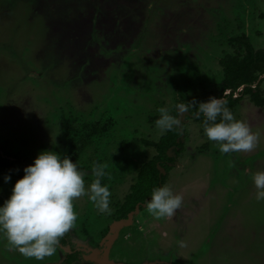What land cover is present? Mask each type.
Wrapping results in <instances>:
<instances>
[{"label": "rangeland", "instance_id": "1", "mask_svg": "<svg viewBox=\"0 0 264 264\" xmlns=\"http://www.w3.org/2000/svg\"><path fill=\"white\" fill-rule=\"evenodd\" d=\"M240 31L264 49V0H0V150L28 164L41 150L70 160L77 152L74 162L89 173L102 164L111 208L105 215L87 196L75 198L74 226L42 260L0 233V264H56L57 249L63 257L73 244L97 251L101 263L87 264H102L101 238L114 220V203L154 152L141 139L161 134L157 109L171 113L180 102L223 99L229 89L220 93L216 85L218 59L236 53L229 42ZM241 92L239 86L232 93L239 94L232 114L256 134L255 147L221 153L200 117L175 110L182 148L167 149L174 160L166 162L164 184L182 196L181 206L156 219L143 205L119 230L106 260L264 264V199H255L251 180L264 170V104ZM258 94L264 97V79ZM72 142L78 149L71 152ZM83 179L87 188L93 177ZM14 181L0 166V203Z\"/></svg>", "mask_w": 264, "mask_h": 264}, {"label": "clouds", "instance_id": "2", "mask_svg": "<svg viewBox=\"0 0 264 264\" xmlns=\"http://www.w3.org/2000/svg\"><path fill=\"white\" fill-rule=\"evenodd\" d=\"M226 105L227 101L221 97L210 96L205 101L177 103L175 110L183 113L194 108L197 118L202 114L204 135L216 142L219 152L252 150L256 145V134L246 122L235 119ZM157 111L155 126L160 133L180 124L167 107H160ZM22 172L23 175L12 183L7 198L0 203V233L25 256L42 260L56 251L59 238L76 221L75 198L87 196L97 212L111 213L109 187L101 183V178L106 175L102 164L93 165L89 173L78 168L66 155L41 150L30 164L22 168ZM85 175L93 177L87 188L83 179ZM9 179L8 174L3 176L5 183ZM251 180L256 189L255 199H264V170L252 172ZM181 203L179 193L168 184H160L153 186L144 206L154 218L160 219L171 217Z\"/></svg>", "mask_w": 264, "mask_h": 264}, {"label": "trees", "instance_id": "3", "mask_svg": "<svg viewBox=\"0 0 264 264\" xmlns=\"http://www.w3.org/2000/svg\"><path fill=\"white\" fill-rule=\"evenodd\" d=\"M231 45L235 46L236 53H226L218 59V64L221 67L222 73L220 80L217 82V86L220 89V93H223L225 89H229V92L223 94V100L227 101V107L232 112L234 106L239 100V94L232 96L235 89L242 85V92L249 96L251 103L257 106H263L264 97L259 96L258 86L264 79V49L253 48L246 33L240 31L239 34L234 35L230 38ZM242 51L243 53H240ZM264 107V106H263ZM189 111L194 114L195 109L190 108ZM172 115H175V110L172 109ZM197 120V116L193 115ZM107 118V117H105ZM203 119L202 114L200 115V122ZM219 119V117H218ZM89 125V124H88ZM87 124H83V128L88 127ZM99 127L94 126L91 130L92 133H99ZM183 132L179 127H174L172 130L161 133L157 140L141 139L145 146L152 147L154 152L150 157L144 158L140 162L135 170V175L128 185L127 192L122 198L114 203L113 219L123 218L126 214L132 210L136 203H142L149 198L150 192L153 186H159L164 184L168 170L173 158L167 154V149L170 146H175L174 153L178 154L180 148H182V140L179 138L180 133ZM72 142L69 144L71 152L78 149ZM77 152L72 156V161H76L75 157ZM28 165L16 156L8 155L3 149L0 150V166L5 168L11 176L16 180L23 175L22 168ZM157 165L161 166L164 170L162 173ZM169 168V169H168ZM142 205L139 206V210ZM64 237H60L58 241H63Z\"/></svg>", "mask_w": 264, "mask_h": 264}, {"label": "water", "instance_id": "4", "mask_svg": "<svg viewBox=\"0 0 264 264\" xmlns=\"http://www.w3.org/2000/svg\"><path fill=\"white\" fill-rule=\"evenodd\" d=\"M241 87H242V85H241ZM186 114L191 115L188 112H186ZM179 125H178V127H179ZM180 136H181V134L179 135L178 138H176V141L179 140ZM174 149H175V146H173V145L168 148V150L172 151L173 153H174ZM157 167L160 169L161 172H163V168L161 166L157 165ZM140 205H144V203H136L134 208L132 210H130L126 214L125 217L114 219V220H112L109 223L108 230H107L106 234L101 239V242L103 244V247H102L103 252L100 255V259L102 260L103 263H105V264H123V263H120V262L111 261L109 259L106 260V254H107V251H108V247L113 242V239L117 236L118 230L120 228H122L123 226L128 225V224L131 223L132 218L135 215V213L139 210V206ZM96 252L97 251L95 249H90V255H88L87 258L96 259V260L98 259L99 260V258H95Z\"/></svg>", "mask_w": 264, "mask_h": 264}, {"label": "flooded vegetation", "instance_id": "5", "mask_svg": "<svg viewBox=\"0 0 264 264\" xmlns=\"http://www.w3.org/2000/svg\"><path fill=\"white\" fill-rule=\"evenodd\" d=\"M171 157L174 160V155ZM163 172H164V170H163ZM131 223H132V221H131ZM107 230H108V226H107ZM107 230H106V232H107ZM106 232L104 233V235L106 234ZM63 237H64V235H63ZM63 242H65V238H64ZM61 243H62V241H61ZM73 245H72L71 249H69L67 252L64 253L63 257H61L60 252L57 249V252H58V259L57 260L58 261H56V264H87L86 262H88V261H91V263H97L95 260L89 259L84 255V253L90 254V249L88 251H86V247L80 249V248L74 247ZM74 253H76V254L79 253V254L77 256H75ZM107 253H108V251H107ZM74 257H76V258H74ZM106 257H107V254H106ZM98 261H100V260H98ZM99 263H101V262H99ZM141 264H143V263H141ZM147 264H150V262H148Z\"/></svg>", "mask_w": 264, "mask_h": 264}, {"label": "crops", "instance_id": "6", "mask_svg": "<svg viewBox=\"0 0 264 264\" xmlns=\"http://www.w3.org/2000/svg\"><path fill=\"white\" fill-rule=\"evenodd\" d=\"M123 227H124V226H123ZM120 229H121V228H120ZM120 229H119V230H120ZM119 230H118V232H119ZM117 235H118V233H117ZM106 258H107V257H106ZM93 260H95L96 262L98 261V260H96V259H93ZM97 263H99V262H97ZM103 264H105V263H103Z\"/></svg>", "mask_w": 264, "mask_h": 264}]
</instances>
